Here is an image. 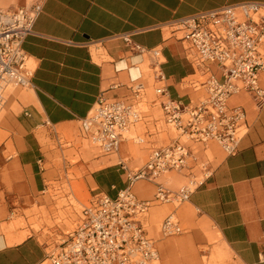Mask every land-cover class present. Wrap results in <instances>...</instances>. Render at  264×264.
Wrapping results in <instances>:
<instances>
[{
  "label": "crops",
  "instance_id": "obj_1",
  "mask_svg": "<svg viewBox=\"0 0 264 264\" xmlns=\"http://www.w3.org/2000/svg\"><path fill=\"white\" fill-rule=\"evenodd\" d=\"M2 1L10 8L25 2ZM244 1L264 2L42 1L32 31L22 42L30 84L9 90L0 112V264L43 261L56 239L75 228L80 210L96 194L114 198L129 184L126 168L139 169L154 148L175 140L174 129L175 135L170 136L159 127L165 122L155 88L162 86L170 97L187 103L204 95L195 84L204 83L210 74L221 78V72L215 63L199 66L188 60L172 25L183 16ZM123 33L145 49H159L163 80L153 78L148 54L130 50L120 37ZM132 79L141 81L145 91L152 90L150 100L146 92L141 99L133 96ZM259 85L264 88V73L259 75ZM99 96L139 107L145 103L160 114L154 117L142 110V119L126 130L132 136H123L116 151L104 152L81 127V119ZM227 105L244 111L245 133L237 151L227 154L216 141H188L187 166L161 180L177 182V176L183 177L179 186H167L177 190L189 175L200 172L202 162L210 170L189 198L172 206L168 214L181 225L186 245L193 242L208 252L221 250L225 264H264V104L256 105L250 94L240 91L228 97ZM131 189L137 198L151 200L155 185L141 179ZM149 208L142 218L145 229L151 218ZM158 235L155 242L164 238L159 230ZM170 243L156 244L160 264ZM186 249H177L176 262L165 264H200ZM181 253L196 261H180Z\"/></svg>",
  "mask_w": 264,
  "mask_h": 264
},
{
  "label": "built area",
  "instance_id": "obj_2",
  "mask_svg": "<svg viewBox=\"0 0 264 264\" xmlns=\"http://www.w3.org/2000/svg\"><path fill=\"white\" fill-rule=\"evenodd\" d=\"M43 0H25L16 8L3 7L0 0V110L8 90L30 84L31 71L22 49L23 39L32 31ZM184 44L185 56L199 66L215 63L221 78L210 74L195 87L204 95L183 102L172 98L162 86L155 88L160 100L163 121L176 131L168 145L154 148L145 164L137 170H127L128 186L114 198L104 193L94 196L92 203L82 207L75 228L59 238L38 264H156L159 258L156 242L148 235L142 218L152 202L180 203L187 200L201 183L208 168L200 164V175H189L177 190L169 189L161 180L170 171L187 166L191 156L188 141H216L227 154L237 151L245 133L244 111L229 107L230 95L244 91L256 105L264 104V88L259 75L264 73V2L244 1L224 4L183 16L172 25ZM127 47L147 53L155 80H163L158 48L145 49L132 42L129 33L120 34ZM130 89L141 99L144 84L132 79ZM143 111L124 99L99 96L81 127L92 143L104 152H114L129 126L142 119ZM118 164L126 167L123 161ZM141 179L154 183L151 200L137 198L131 185ZM161 236L182 232L173 214L166 215L159 226Z\"/></svg>",
  "mask_w": 264,
  "mask_h": 264
},
{
  "label": "rangeland",
  "instance_id": "obj_3",
  "mask_svg": "<svg viewBox=\"0 0 264 264\" xmlns=\"http://www.w3.org/2000/svg\"><path fill=\"white\" fill-rule=\"evenodd\" d=\"M12 1H14V0H12ZM7 4L8 3H5L4 6H6ZM13 88L14 87H11L9 90H12ZM24 89H26V88H24ZM145 92H146V99L150 100L151 97H152V90L151 89H146ZM140 108L142 110H144V112L145 111L146 112H148V111L149 112H152V114H153L154 117H156L157 114H160V110H158V111L151 110V109H149V106L146 105L145 103H143L142 105H140ZM1 111L2 110H0V112ZM159 125H160L159 126L160 129H162L163 131L166 130L167 131V134H170V136L171 135L172 136L175 135V132H174L173 128H169L162 121L160 122ZM124 136H125V138L126 137L127 138H130L132 135H131L130 132H126V133H124ZM128 145H129V142H128ZM216 154H217L216 157H218V153H216ZM213 163H215V160H213ZM168 173L169 172H167L165 175H168L169 176ZM197 175H200L201 176L200 172H198ZM177 177L179 178L177 182H174L175 179L166 178L164 180V183L168 187L175 188V187L179 186V184L181 183L179 180H184V178L181 177V176H177ZM157 203L158 202H156L154 205L151 206V208H149L150 209L149 210V214H151V218L148 221V223H146V229L148 230L149 235L152 236L155 239H157L159 237L158 230H159V224H160L162 218L171 211L172 206H179V205L182 204V202H180L179 204L178 203H175L174 205H170V204H167V203H161V204H157ZM77 208L79 210V207H77ZM153 208H156L158 210L155 211V212H153L152 211ZM184 216H186V215H184ZM183 235H184V231H182L179 234L167 236V237L161 238L160 240H157L156 244H159V242H161V240L171 241L169 248H167L166 245H165L167 254H166L165 261H163V263L161 262V264H165L167 261H175L174 260V253H175V251L177 249H182L183 250V249H185V246H187L186 254L188 256L193 257L194 259H197L200 262V264H225L224 263V259H225L224 257L225 256L221 252V250H218V251H215V252H208V251H210L208 248L203 247V246L202 247L195 246L193 244V242L187 243V245H186V241L181 240V239H183V237H182ZM64 236L65 235H63L61 237H58L56 240L58 241L59 238H63ZM208 253H209V256H206V254H208ZM186 254L181 253V260L180 261H183V260H190L192 262L193 261H196V260L187 258V255ZM156 264H160V258L156 262Z\"/></svg>",
  "mask_w": 264,
  "mask_h": 264
},
{
  "label": "bare ground",
  "instance_id": "obj_4",
  "mask_svg": "<svg viewBox=\"0 0 264 264\" xmlns=\"http://www.w3.org/2000/svg\"><path fill=\"white\" fill-rule=\"evenodd\" d=\"M1 2H2V5L4 6V4H3V1L1 0ZM7 6V5H6ZM6 6H4V7H6ZM158 260H159V258H158Z\"/></svg>",
  "mask_w": 264,
  "mask_h": 264
}]
</instances>
